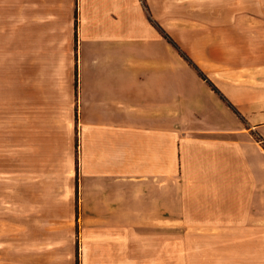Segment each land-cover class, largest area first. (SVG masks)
<instances>
[{"label": "rangeland", "instance_id": "1", "mask_svg": "<svg viewBox=\"0 0 264 264\" xmlns=\"http://www.w3.org/2000/svg\"><path fill=\"white\" fill-rule=\"evenodd\" d=\"M139 31L171 37L174 67L187 65L196 74L183 80L208 116L201 119L194 105L189 130L223 127L224 108L235 112L217 86L219 93L209 87L214 98L200 95L195 81L202 79L175 47L213 84L252 90L264 79V0H0V264H82L84 208L93 194L86 178L101 176L86 167L82 91L86 81H96L94 60L111 61L114 73L118 54L135 58ZM255 94L248 102L261 99ZM237 128H243L239 118ZM234 139L238 155L255 159L264 151L249 131ZM196 153L189 152L191 161ZM176 155L174 149L172 226L128 233L132 256L119 264H264V224L235 231L195 208L187 214L199 193L192 177L181 178Z\"/></svg>", "mask_w": 264, "mask_h": 264}, {"label": "crops", "instance_id": "2", "mask_svg": "<svg viewBox=\"0 0 264 264\" xmlns=\"http://www.w3.org/2000/svg\"><path fill=\"white\" fill-rule=\"evenodd\" d=\"M136 34L138 54L133 62L118 54L115 61L119 65L113 73L108 65L111 61L100 65L94 60L96 81L92 86L86 81L84 95L82 91L86 167L95 172L100 169L101 175L86 178L93 194H87L84 208L86 234L79 246L82 264L124 263L132 256L135 242L128 233L162 232L172 226L174 149L181 178L192 177V190L199 193L196 206L190 203L185 209L191 210L187 214L195 208L198 216L211 215L214 225L235 226V231L257 230L255 226L264 224V151L260 148L255 159L244 151L238 155L234 139L245 130L264 140V79L252 85V90L242 85L226 88L214 79L215 86L239 110L243 128H237V115L224 108L223 127L189 130L188 115L194 105L204 114L201 119L208 116L197 99L200 96L183 80L184 75L196 74L187 65L174 67L171 44L156 32ZM88 71L85 65L86 80ZM105 72L108 81L103 78ZM195 82L201 96L214 98L204 81ZM250 94H259L261 99L248 102ZM189 152H197L195 160L191 161ZM103 173L112 184L109 190ZM203 178L212 183L208 189ZM111 188L116 192H110ZM126 216L138 219L126 222ZM142 217H148L147 221ZM136 242L140 247V240ZM75 256L76 251L70 253L71 258Z\"/></svg>", "mask_w": 264, "mask_h": 264}, {"label": "trees", "instance_id": "3", "mask_svg": "<svg viewBox=\"0 0 264 264\" xmlns=\"http://www.w3.org/2000/svg\"><path fill=\"white\" fill-rule=\"evenodd\" d=\"M162 36L164 37V39L169 43V44H171V45H173V43L171 42L172 41V38L171 37H167V36H164L163 34H162ZM177 50H178V52H179V54L181 55V57L182 58H184V60L188 63V65H190V67H192L196 72H197V74H198V76L202 79V80H204V81H206L207 82V84H208V86L214 91V92H216V93H219V91H218V89L215 87V85L212 83V82H210L206 77H205V75L199 70V68L184 54V53H182L181 51H180V49H178V47H175ZM228 105H229V107L235 112V114L237 115V117L242 121V123H244L245 124V121H244V119L242 118V116L240 115V113H239V111L235 108V107H233L232 105H231V103L229 102L228 103ZM252 135H255V134H252ZM257 137V141L258 142H263V147H264V140L260 137V136H258V135H255V138ZM77 264H79L78 262H77Z\"/></svg>", "mask_w": 264, "mask_h": 264}]
</instances>
